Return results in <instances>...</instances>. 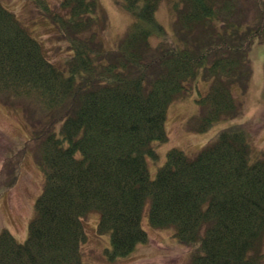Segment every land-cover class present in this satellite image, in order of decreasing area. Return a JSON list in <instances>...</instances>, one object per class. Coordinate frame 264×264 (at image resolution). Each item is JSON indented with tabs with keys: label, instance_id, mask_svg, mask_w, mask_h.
<instances>
[{
	"label": "trees",
	"instance_id": "trees-1",
	"mask_svg": "<svg viewBox=\"0 0 264 264\" xmlns=\"http://www.w3.org/2000/svg\"><path fill=\"white\" fill-rule=\"evenodd\" d=\"M31 1L70 54L64 68L51 61L0 0V101L34 106L43 172L26 240L0 231V264H87L82 216L92 209L100 211L98 231L111 233L109 257L124 255L149 239L148 198L151 224L173 226L194 248L189 264H264V149L253 148L242 124L194 156L170 148L154 178L147 162L157 155L152 141L168 137L170 102L198 75L210 81L197 99L198 130L238 116L234 90L250 85L248 52L264 33V0L258 23L242 28L231 19L237 0H121L132 20L115 47L104 45L99 0ZM164 1L170 32L157 17Z\"/></svg>",
	"mask_w": 264,
	"mask_h": 264
},
{
	"label": "rangeland",
	"instance_id": "rangeland-1",
	"mask_svg": "<svg viewBox=\"0 0 264 264\" xmlns=\"http://www.w3.org/2000/svg\"><path fill=\"white\" fill-rule=\"evenodd\" d=\"M57 3L59 0H54ZM12 10L29 32L43 44L46 56L54 63L64 66L70 54L68 43L60 39L52 23L31 0H2ZM106 12L107 25L101 30L106 47H115L120 35L132 20L131 14L122 6L121 0H99ZM241 9L231 17L240 18L245 24L255 25L260 18L257 0H237ZM158 19L170 32L173 12L169 3L163 2L157 10ZM239 20V19H238ZM251 66L250 85L245 92L234 90L241 101L238 116H222L206 130H198L204 109L198 98L203 95L210 81L198 75L187 82L179 97L168 106L165 140H153L155 157L147 155L151 178L156 177L159 166L164 164L167 151L178 147L194 156L210 143L224 128L242 124L249 132L253 148L264 149V33L256 38L249 52ZM64 68V67H61ZM190 83V84H189ZM34 106L27 101H0V231L9 229L19 242L29 233V223L35 215V201L43 186V172L37 162L39 134L34 135ZM26 113V116H25ZM35 115L37 113L35 112ZM150 198L147 199L142 225L148 232L147 242H138L124 255L109 257L111 233L98 231L100 211L90 210L82 216L86 239L81 242V257L87 264H189L194 248L181 242L173 226H153L149 218Z\"/></svg>",
	"mask_w": 264,
	"mask_h": 264
}]
</instances>
